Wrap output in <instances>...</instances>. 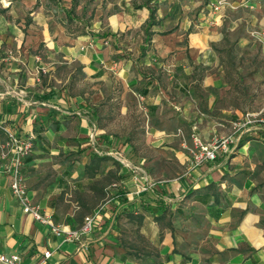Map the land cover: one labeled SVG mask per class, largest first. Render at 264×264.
<instances>
[{"label": "crops", "instance_id": "crops-1", "mask_svg": "<svg viewBox=\"0 0 264 264\" xmlns=\"http://www.w3.org/2000/svg\"><path fill=\"white\" fill-rule=\"evenodd\" d=\"M37 1L1 6L8 13L25 8L33 20L0 19V44L15 45L8 55L0 50V65L11 61L0 68V142L6 131L34 136L21 173L31 200L54 224L77 229L97 214L90 232L64 241L22 211L10 176L0 171V254L17 253L20 264H264V134H243L229 155L194 169L187 150L192 127L211 142L230 134L242 113L264 108L256 66L264 37L253 36L264 32V0H222L197 18L192 0H167L172 15L186 13L167 31L151 0L127 2V32L119 37L110 28L108 39L69 33L63 22L43 19ZM244 57L256 76L251 93L242 89ZM137 94L148 109L141 137L117 145L134 137ZM132 166L141 170L137 181ZM108 174L115 181L99 178ZM86 185L101 203L82 214ZM128 226L156 256L131 257L138 245L126 242Z\"/></svg>", "mask_w": 264, "mask_h": 264}, {"label": "rangeland", "instance_id": "rangeland-1", "mask_svg": "<svg viewBox=\"0 0 264 264\" xmlns=\"http://www.w3.org/2000/svg\"><path fill=\"white\" fill-rule=\"evenodd\" d=\"M20 0H12V3L18 2L19 4ZM220 0H192V4L196 5L195 9L191 12L192 16L194 18L198 17V14L200 13V10L203 12L206 9H212L213 5L216 4ZM38 5H43L41 9V16L43 19H48L50 22L53 24L63 22L65 24L66 30L69 33L73 34H79V35H89L90 37H108L111 35L110 28L114 31L113 34H118L119 37H121L122 34L127 32L126 29H123L122 23H125L126 16L124 14H129L127 8L128 7H134V5H137L140 2H146V0H38ZM76 2L75 8H73V11L71 10V15L67 16L66 12L70 10L71 6L73 3ZM129 2V5L127 7L126 3ZM5 2L4 0H0V19L1 20H10L14 21L15 23L18 22H23V23H29L32 22L33 20V15H31V11L26 10L25 8L13 7V11L11 13H8L5 11L1 6L4 5ZM151 8H155V18L158 20H165L166 23H164L159 29L161 31H167L172 23V20H176L177 18L181 19L184 18L186 13L183 10H180L178 12H174V15L171 13L170 5L167 0H151L150 5ZM123 15V17H122ZM118 17V18H116ZM111 21L112 26H109V22ZM114 22V23H113ZM159 22V21H158ZM122 30H124L122 32ZM112 34V35H113ZM102 43L105 42V40H101ZM132 43V44H131ZM137 46V42H134ZM125 45L133 48V42H126ZM15 45L10 46L6 44L4 41L3 43L0 44V50L4 53V55L9 54V49H15ZM21 49V48H18ZM245 58V57H244ZM9 62L10 60H4L3 64L0 65V68L6 69L10 67ZM242 68H243V73L241 75L242 80H243V85L242 89L243 92H253L250 90L253 88L254 89V79L255 75L253 73H248L249 72V67L248 66L246 58L243 60V63L241 62ZM253 66V65H252ZM256 66L257 68H262L258 69L264 72V59H258L256 61ZM163 72L167 73V67L163 68ZM257 75V77H263L264 74ZM159 76L163 77L162 72H159ZM4 78H6L3 75ZM6 82L8 80L6 79ZM256 84V83H255ZM0 87L4 88V83H0ZM259 89V88H258ZM257 93H259V90L254 92L250 98H254ZM135 104H136V113H132V117L134 118L135 122L133 125V133L131 136H134L133 138H127V139H119L117 140V145H121L122 143L124 144L127 140L132 141L134 140L137 143V140L141 137L142 133V121L143 118H146L148 115V109L146 103L141 104V102L138 100L137 97H135ZM244 105V104H243ZM143 107L145 109H143ZM119 107L116 106L115 110L118 111ZM246 110H251L250 107L243 106L242 111ZM116 118H121L120 115L116 116ZM231 125L230 123H228ZM137 134L139 136H137ZM137 136V137H136ZM139 137V138H138ZM138 144H136V147ZM135 146H133L132 150L136 149ZM84 150V149H83ZM76 155H80L79 152H77ZM70 157H73L70 155ZM102 181L104 182H112L115 181L116 175H105L99 177ZM90 185L83 186V193L80 196V201L82 202L83 208L80 210L81 213L83 214L84 212L89 213V210L91 211V208L93 209L97 205L101 203L100 197L98 196L97 199H93L90 196L89 190H91ZM109 190V189H108ZM67 191H70L72 193V200H76L75 195H77V192H74V189H68ZM100 193V192H99ZM102 197H105V191L101 194ZM101 197V198H102ZM79 204V203H78ZM71 206V204H68ZM83 218L80 220V223L82 224ZM80 224V225H81ZM125 240L126 242H130L131 244H137L138 247H136L135 250L130 251L131 257L134 260H138L139 258H143L147 255L153 254L155 255V251L150 244L149 240L144 238L138 233V230L134 228V226H128L125 228ZM156 256V255H155Z\"/></svg>", "mask_w": 264, "mask_h": 264}, {"label": "built area", "instance_id": "built-area-1", "mask_svg": "<svg viewBox=\"0 0 264 264\" xmlns=\"http://www.w3.org/2000/svg\"><path fill=\"white\" fill-rule=\"evenodd\" d=\"M221 4L222 0L218 1L213 5V9L218 10ZM253 36L261 40L264 37V32L253 31ZM36 60H40V58L36 57ZM39 71L45 72L46 68L40 66ZM137 98L141 104L144 103L142 95L137 94ZM143 109L145 108L143 107ZM232 126L233 130L230 134L217 137L211 142L204 141L197 128L192 127L189 134L190 144L187 146L189 169H194L205 162L214 161L219 156L229 155L233 150V145L239 141L243 134L253 132L264 134V108L242 113L232 122ZM33 147L34 136L32 134L20 135L15 131H6V138L0 142V171L10 176V190L24 213L48 226L53 234L62 236L64 241L76 240L93 229L97 211L87 215L77 229L54 224L51 218L42 211L40 205L31 200L25 178L21 173L23 162L31 154ZM132 168L133 179L137 181L140 178L141 170L137 166H132ZM142 189L145 190L147 187ZM49 255V251L44 252L45 258H48ZM0 263L20 264V256L17 253H1Z\"/></svg>", "mask_w": 264, "mask_h": 264}, {"label": "trees", "instance_id": "trees-1", "mask_svg": "<svg viewBox=\"0 0 264 264\" xmlns=\"http://www.w3.org/2000/svg\"><path fill=\"white\" fill-rule=\"evenodd\" d=\"M152 18H153V10L150 11V15H149V22L147 23V28L145 30V34L148 35V28L153 24L152 22Z\"/></svg>", "mask_w": 264, "mask_h": 264}]
</instances>
